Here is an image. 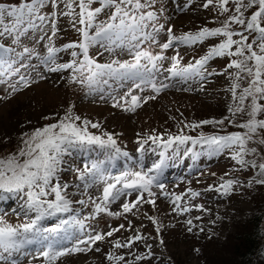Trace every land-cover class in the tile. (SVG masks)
Listing matches in <instances>:
<instances>
[{
	"label": "snow or ice",
	"instance_id": "6c2138e0",
	"mask_svg": "<svg viewBox=\"0 0 264 264\" xmlns=\"http://www.w3.org/2000/svg\"><path fill=\"white\" fill-rule=\"evenodd\" d=\"M157 4L158 0L0 2V85H5L10 93L31 87L35 82L31 77L33 72L44 79L39 69V65H43L47 72H71V82L86 89L87 94L99 93L101 100L107 95L113 101L112 107H121L125 111H135L143 103L156 99L162 90L174 86L165 81L176 80L188 85L178 89L181 91H203L209 77L224 75L230 81L227 90L231 95L228 116L195 123L179 121L181 127L174 135L150 133L138 140L141 152L149 143L160 149L159 160L147 169L137 161L139 170L134 165L118 174H113L109 168L114 166V161L129 154L122 151L114 134L93 132L102 126L75 114L74 106H70L62 116H45V120L54 122L24 133L16 151L0 156V194H3L0 199L16 197L27 210V219L22 223L12 224L0 218V264H20L19 257L25 255L24 250L29 245H41L29 264L37 258H42L41 264H58L61 257L72 253L100 252L98 243L125 229V225L101 233L88 229L86 221L101 213L120 216L139 210L143 204L152 205L155 209L158 197L153 188L163 192L164 184L159 178L167 161L180 155L182 148L183 154L191 152L194 157L201 154L193 152L197 145L211 153L227 150L240 168L255 169V183L264 185V155L258 152L257 147L250 146L264 145V0H204V9L215 8L218 16L223 17L219 26L203 27L195 33L180 36L174 35L172 26L167 23L170 18L165 15L163 6L157 7ZM63 19L79 34V39L57 46L56 40L64 32ZM162 34H166V39L161 38ZM209 38H218L219 42L206 54L187 64L182 63L179 51L170 57L165 55L177 44L191 47ZM91 49H96V55H90ZM65 52L72 59L60 62L61 54ZM105 52L112 58L109 62L99 63L96 56ZM124 54L128 58L120 59ZM225 57L228 63L223 71L210 70L211 60ZM33 61H38L39 65ZM165 61L170 62L168 67H165ZM192 83L198 87L193 89ZM146 89L155 95H139ZM6 98L0 96V100ZM237 117L243 118L242 121ZM204 125L218 128L233 126L243 131L223 135L186 134V130L195 131ZM91 148L103 150L105 159L74 169L76 179L81 183L63 181L60 173L64 157L74 150ZM221 180L218 186L210 185L207 190L230 195L241 184L238 179L222 177ZM251 183L249 181V186ZM93 187L99 194H88L87 190ZM73 188L76 192L83 189L81 194L88 195L87 201L73 200L76 195ZM188 192L190 198L201 195L191 190ZM133 193L136 198L130 202L127 197ZM163 195L170 196L172 211L177 215L193 210L205 211L201 205L190 207L185 203L182 206V195L166 192ZM122 197L125 198L120 205L122 212L111 211L110 205L121 201ZM74 204L90 205L92 211L81 218ZM29 213L33 215L29 216ZM145 215L155 227L156 237L152 239H158L159 244L164 245L160 238L163 225L156 217ZM51 217H59V222L52 227L42 226V221ZM186 224L187 231L192 233L195 227L193 220L187 219ZM125 230L133 234L123 242H111L117 251L105 253L109 264H142L153 260V244L147 243L150 237L133 228L131 222ZM70 238L75 240L74 245L62 247L61 242ZM141 241L145 242L147 251L139 254L132 251ZM124 249L128 250L127 254L120 251ZM128 255L133 259L129 260Z\"/></svg>",
	"mask_w": 264,
	"mask_h": 264
},
{
	"label": "rangeland",
	"instance_id": "374dc122",
	"mask_svg": "<svg viewBox=\"0 0 264 264\" xmlns=\"http://www.w3.org/2000/svg\"><path fill=\"white\" fill-rule=\"evenodd\" d=\"M9 2V0H0ZM14 2V0H13ZM204 0H158L157 7L164 8L165 15L170 19L167 21L173 28V33L180 36L184 33H195L203 27L215 28L219 26V21L223 19L218 16L215 8L204 9ZM98 6V5H95ZM103 18V14L101 16ZM162 22H164L162 20ZM64 32L60 39L56 40V45L77 41L79 34L68 26L66 19L62 20ZM162 39H166V34H162ZM218 38H209L202 44L186 46L177 44L174 49H169L165 53L172 56L179 51L183 57L182 63L187 64L194 58H199L206 54L210 47L218 43ZM159 49H155L158 51ZM43 51V49H40ZM90 55H96V49L90 50ZM112 57L105 52L97 55L99 63L109 62ZM128 58L126 54L120 59ZM71 56L65 52L61 54V61L71 60ZM39 65L38 61H33ZM228 58H215L210 61L209 68L217 72L223 71ZM169 61H165L168 67ZM44 79L33 72L32 79L35 81L31 87L23 88L15 93L6 90L5 85H0V96L7 97L0 100V156H6L16 151L21 144V137L24 133L35 128L54 122L45 120L44 117L62 116L70 106H74L75 114L82 118L98 122L102 127L100 130L93 129V132L108 131L115 135L122 151H126L128 157H120L113 162L114 166L109 170L113 174H118L126 168L137 165L140 162L145 169L159 160L160 149L155 145L144 146V151H139L138 140L146 138L148 134H176L181 127L179 121L199 122L206 119H220L228 116V107L231 103V95L227 90L230 81L224 75L211 76L205 84L203 91H181L188 85L177 83L176 80L165 81L174 86L162 90L156 99L143 103L135 111H125L121 107H112L113 101L105 95L101 100L99 93L87 94V90L78 84L71 82V72L51 73L44 70L43 65H39ZM167 75V73H165ZM198 85L192 83V88ZM121 92L124 89L120 90ZM141 96L155 95L150 89L139 93ZM130 103L128 107H130ZM246 118V117H244ZM238 121L243 118L237 117ZM243 131L233 126L218 128L212 125H204L195 131L186 130V134L197 136L200 132L205 135H223L229 132ZM257 147L258 152L264 155V145L252 144ZM172 156L167 161L166 167L160 176V182L164 184L163 192L169 194L182 195L180 202L192 205H201L205 211L193 210L185 215H177L172 211L173 205L170 203V196L163 195L161 189L154 187L157 193L156 208L152 205L143 204L139 210L124 213L120 216H109L106 213L99 214L95 219L86 221L88 229L94 232L106 233L110 229H115L119 225H125L127 229L129 222L133 228L145 236L150 237L147 243L153 244L155 258L151 261H144L142 264H234L231 249L227 246L229 240L238 231V226L243 224L253 214L257 205L264 199V185L256 184L254 177L255 169H242L230 158L229 152L211 153L206 148L197 145L193 152L201 153L193 156L190 152ZM250 158V157H249ZM103 150L91 148L87 150H74L71 155L64 157L65 163L62 165L63 171L60 173L63 181L69 184L81 183L76 179V168H82L85 163L95 160H104ZM259 159V158H257ZM139 170V165H137ZM213 173L215 175H213ZM227 173V176L225 175ZM224 179H238L241 184L236 186L230 195H221L214 191H208L210 185L218 186ZM249 181H252L249 186ZM188 190L201 193L196 198H190ZM76 192V189H72ZM83 189L81 190V192ZM76 192L73 200L84 199L87 201L88 195ZM88 194H99L95 187L87 190ZM186 194V195H185ZM3 195V194H0ZM133 193L127 199L131 202L135 200ZM121 201L110 205L113 212H122ZM74 209L80 212V217L87 216L91 211V206L73 205ZM26 208L23 202L16 198L0 199V218L12 224L25 222ZM154 216L163 225L160 238L164 240V245H160L156 237L155 227L145 215ZM33 215L29 213V216ZM201 217L196 220L195 217ZM59 217H51L42 221V226L52 227L59 222ZM187 219H192L195 227L193 232L187 231ZM173 225H175L173 227ZM121 229L115 232L112 237L104 242H99L100 252L88 251L83 253H72L60 258L58 264H109L105 258V253L115 252L112 241H124L126 237L133 233ZM203 229V231H200ZM75 243L74 239L62 241L61 246L71 248ZM144 241L132 251L144 253L147 249ZM41 245H29L24 250L25 255L20 256V264H29L32 255L39 251ZM199 249V251H195ZM127 254L128 250H120ZM133 259L131 255L127 257ZM42 258L32 260V264H41Z\"/></svg>",
	"mask_w": 264,
	"mask_h": 264
},
{
	"label": "trees",
	"instance_id": "16d2710c",
	"mask_svg": "<svg viewBox=\"0 0 264 264\" xmlns=\"http://www.w3.org/2000/svg\"><path fill=\"white\" fill-rule=\"evenodd\" d=\"M229 240L234 264H264V199Z\"/></svg>",
	"mask_w": 264,
	"mask_h": 264
}]
</instances>
